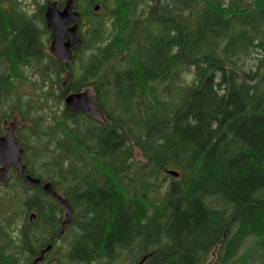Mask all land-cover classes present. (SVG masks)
<instances>
[{
	"label": "trees",
	"instance_id": "16d2710c",
	"mask_svg": "<svg viewBox=\"0 0 264 264\" xmlns=\"http://www.w3.org/2000/svg\"><path fill=\"white\" fill-rule=\"evenodd\" d=\"M198 1L76 0L70 88L108 121L58 117L35 150L73 210L71 264H264V0ZM63 213L42 192L41 226Z\"/></svg>",
	"mask_w": 264,
	"mask_h": 264
},
{
	"label": "flooded vegetation",
	"instance_id": "af4514ba",
	"mask_svg": "<svg viewBox=\"0 0 264 264\" xmlns=\"http://www.w3.org/2000/svg\"><path fill=\"white\" fill-rule=\"evenodd\" d=\"M66 1L62 0L59 11L64 10ZM1 6L0 18L5 20H2L4 38L0 43V141L12 137L23 152L21 160L25 173L19 175L15 163L6 171L0 161V261L9 263L18 258L20 264H35L42 251L51 245L52 249L38 264H61L62 258L56 257V247L63 245L60 236L64 232L54 226L53 220L42 227L40 222L31 221L30 216L40 217L43 186L52 178L48 165L40 163L35 156V150L43 145L40 131L49 128L47 118L56 122L58 117L73 114L66 98L74 92L70 84L75 76L76 59H59L52 51L54 36L44 19L45 6L43 19L40 18L41 8L36 6L29 11L20 0L6 1ZM73 26L74 21H70L68 28ZM68 39L66 37L64 41ZM75 51L76 47H73V54ZM88 89L91 87L81 91ZM57 103L60 104L59 111ZM41 124L46 127L40 129ZM27 176L39 179L41 183L28 186ZM3 178L7 180L5 184L1 181ZM66 234H69L68 243L72 241V234L67 230Z\"/></svg>",
	"mask_w": 264,
	"mask_h": 264
},
{
	"label": "water",
	"instance_id": "95a60500",
	"mask_svg": "<svg viewBox=\"0 0 264 264\" xmlns=\"http://www.w3.org/2000/svg\"><path fill=\"white\" fill-rule=\"evenodd\" d=\"M74 7V0H69L63 11L58 10V3H50L46 13L48 26L54 30L52 51L59 59L67 61H71L73 59V47H75L78 43H82L77 34L80 20L79 13L74 10ZM95 10H99V6H97ZM70 21L75 22V25L72 28H68ZM66 37L69 38L67 42L64 41ZM66 103L75 114L85 112L97 118H104V115L96 104L94 96L89 91L69 95L66 98ZM11 139L12 137H7L5 140L0 141V159L3 163H5L6 170L8 165L15 163L18 165L19 173L24 174L25 167L21 163V156L23 152L18 149L17 144ZM19 155L20 157H18ZM167 173L169 175H173L174 177H179V173L176 171L169 170ZM4 181L5 180H3V182ZM27 182L30 185L37 184L40 181L28 177ZM44 188L48 194L55 197L65 207L68 215L70 216L69 222H71V209L67 201L62 199L50 184H46ZM32 219H34V216H32ZM150 256L151 255L144 257L138 264H144ZM42 258L43 256L38 260H41Z\"/></svg>",
	"mask_w": 264,
	"mask_h": 264
},
{
	"label": "rangeland",
	"instance_id": "374dc122",
	"mask_svg": "<svg viewBox=\"0 0 264 264\" xmlns=\"http://www.w3.org/2000/svg\"><path fill=\"white\" fill-rule=\"evenodd\" d=\"M36 0H20V2L22 3L23 7H25L27 10L29 11H32L36 8V3H35ZM39 1L41 4H45L46 1L45 0H37ZM189 76V75H188ZM92 91V89H91ZM57 106H58V111H59V107H60V104L57 103ZM46 130V129H45ZM136 156L137 158L140 157V153L137 151L136 152ZM2 211V208L0 207V212ZM22 220V219H21ZM57 258H61L60 255H56ZM214 259L213 258V253L210 255V258L207 262V264H213L214 263ZM0 264H14V263H4V262H1L0 261ZM123 264H130L129 262H126V261H123Z\"/></svg>",
	"mask_w": 264,
	"mask_h": 264
},
{
	"label": "bare ground",
	"instance_id": "6f19581e",
	"mask_svg": "<svg viewBox=\"0 0 264 264\" xmlns=\"http://www.w3.org/2000/svg\"><path fill=\"white\" fill-rule=\"evenodd\" d=\"M198 1V0H197ZM232 1V0H231ZM230 1V2H231ZM196 2V1H195ZM199 2V1H198ZM241 2V1H240ZM239 2V3H240ZM258 2V1H257ZM239 3H238V5H239ZM234 4V3H233ZM262 6H264V4L262 5ZM229 7H230V5H229ZM256 8V7H255ZM229 9V8H228ZM259 9V8H258ZM262 11V10H261ZM234 13V12H233ZM222 14H224V13H222ZM235 14V13H234ZM217 15V14H216ZM220 15V14H219ZM214 16V15H213ZM222 16V15H221ZM2 17H3V15H2ZM223 17V16H222ZM230 18H231V16H230ZM247 18V17H246ZM258 18H260V16L258 17ZM1 19V18H0ZM212 19V18H211ZM215 19H216V17H215ZM214 19V20H215ZM249 19V18H248ZM264 19V18H263ZM3 20H5V19H3ZM246 20V19H245ZM10 21V20H9ZM0 22H1V20H0ZM5 22V21H4ZM11 22V21H10ZM209 22V21H208ZM211 23H215V21L214 22H211ZM0 24H2V22L0 23ZM9 24V23H8ZM12 24H13V22H12ZM18 24V23H17ZM217 24V23H216ZM216 24H214V25H216ZM10 25V27H11V23L9 24ZM16 25V24H15ZM14 25V26H15ZM209 25V24H208ZM213 25V26H214ZM218 25V24H217ZM13 26V25H12ZM14 26H13V28H14ZM18 26V25H17ZM212 26V25H211ZM226 26V25H225ZM225 26L223 27V28H225ZM217 27V26H216ZM215 27V28H216ZM218 27H222V26H218ZM21 28H22V26H21ZM214 28V27H213ZM227 28V27H226ZM16 29V28H15ZM19 29H20V27H19ZM93 29V28H92ZM98 29V28H97ZM96 30V29H95ZM95 30L93 31V32H95ZM99 30V29H98ZM252 30H254V29H252ZM97 31V30H96ZM92 32V33H93ZM224 32V31H223ZM242 32V31H241ZM255 33H257V32H255ZM94 34V33H93ZM252 34H254L253 32H252ZM263 34V33H262ZM28 36V35H27ZM234 39V38H233ZM135 40V39H134ZM133 42V41H132ZM231 42H232V40H231ZM130 44H131V42H130ZM78 51V50H77ZM233 56V55H232ZM205 57V56H204ZM221 58H222V56H220ZM224 60H225V58H223ZM204 60H205V58H204ZM221 60V59H220ZM208 61V60H207ZM214 61V60H213ZM217 66V65H216ZM218 74V73H217ZM234 76V75H233ZM222 77V76H221ZM221 77H219V79L221 78ZM234 79V78H233ZM237 79V78H236ZM226 82V81H225ZM234 83V82H233ZM232 83V84H233ZM232 86V85H231ZM249 87V86H248ZM114 114V113H113ZM67 127V126H66ZM71 131V130H70ZM233 155V154H232ZM81 172V171H80ZM77 174H78V172H77ZM83 175V174H82ZM223 197V196H222ZM224 201V200H223ZM218 202V201H217ZM204 204V203H203ZM40 208V207H39ZM250 250H252V249H250ZM260 251V250H259ZM251 252V251H250ZM78 253V252H77ZM225 254H226V252H225ZM226 255H228V254H226ZM74 256V255H73ZM151 256H152V254H151ZM75 259V258H74Z\"/></svg>",
	"mask_w": 264,
	"mask_h": 264
}]
</instances>
